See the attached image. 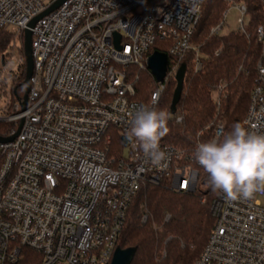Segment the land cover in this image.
<instances>
[{"label":"built area","instance_id":"2783aa9c","mask_svg":"<svg viewBox=\"0 0 264 264\" xmlns=\"http://www.w3.org/2000/svg\"><path fill=\"white\" fill-rule=\"evenodd\" d=\"M55 1L0 0V30H14L11 41L22 49L28 23ZM201 2L65 0L30 29L33 68L24 108V94L13 93L17 69L7 73L0 91V124L6 126L0 138L14 136L21 124L13 141L0 143V264H110L129 204L146 184L197 193L206 202L207 175L193 155L160 141L168 159L157 166L138 144L125 147L121 141L118 154L113 143L125 137L135 112L150 105L154 92L161 91V98L169 81L175 83L188 52L195 53L194 72L200 70L191 39ZM224 4L209 35H219L230 9L239 15L234 32L247 35L244 2ZM156 42L169 44L167 73L141 104L134 100L139 77L132 71H147ZM257 42L264 44L261 27ZM224 96L218 86L217 110ZM172 117L181 121L176 113ZM241 123L264 132V48ZM223 128L217 114L205 129L208 140L221 136ZM209 212L214 224L193 264H264V193L228 201L213 192ZM146 219L143 214L141 222Z\"/></svg>","mask_w":264,"mask_h":264},{"label":"trees","instance_id":"16d2710c","mask_svg":"<svg viewBox=\"0 0 264 264\" xmlns=\"http://www.w3.org/2000/svg\"><path fill=\"white\" fill-rule=\"evenodd\" d=\"M234 1L246 5L247 35L229 32L210 36L209 31L219 23L225 4L224 0H202L199 21L191 39L201 67L194 72L195 53L188 52L181 63L185 66V77L176 106V115L182 120L177 123L172 117L170 131L161 139L194 157L196 146L208 140L209 132L205 129L217 114L224 121L223 133L233 124L242 122L257 65L262 60L264 44L257 42V29L264 30V6L258 0ZM10 42L11 35L0 30V55H7ZM168 46V43L156 42L151 51L167 55ZM216 51L219 52L215 54ZM20 52L22 55L21 48ZM21 67L13 90L16 98L24 94L25 69L23 65ZM133 72L139 77L134 100L146 104L155 88V80L147 71ZM218 86L223 87L225 96L217 110L213 95ZM174 87L175 83L169 81L157 109L169 112ZM113 143L115 153L119 154L121 136L114 137ZM212 196L209 190L206 202L201 204L197 193L171 192L163 183L142 186L129 204L118 246L121 249L136 247L131 264H193L214 224L209 212ZM143 214L147 216L144 223L141 222ZM23 253L31 255L27 250Z\"/></svg>","mask_w":264,"mask_h":264},{"label":"clouds","instance_id":"9594fccd","mask_svg":"<svg viewBox=\"0 0 264 264\" xmlns=\"http://www.w3.org/2000/svg\"><path fill=\"white\" fill-rule=\"evenodd\" d=\"M160 95L161 91L154 92L150 105L140 106L125 133L126 140L138 144L145 158L157 166L168 159L160 141L168 135L172 119L167 110L157 109ZM254 127L235 123L221 136L196 146L195 160L207 175V186L228 201H250L264 193V132Z\"/></svg>","mask_w":264,"mask_h":264},{"label":"water","instance_id":"95a60500","mask_svg":"<svg viewBox=\"0 0 264 264\" xmlns=\"http://www.w3.org/2000/svg\"><path fill=\"white\" fill-rule=\"evenodd\" d=\"M64 1L65 0H56L52 5H50L41 14L33 18L28 23L27 28L24 29L23 31L22 56L24 60L25 75H24V81H23L24 95H23V100L21 102L22 108H24L25 106L26 96L29 91V80H30V77L32 74V68H33L32 57H31V31L30 29L33 28V26L41 18L55 11ZM113 43L116 49H120L119 48V43H120L119 34L117 33L114 34ZM167 63H168L167 56L164 53L153 51L148 57L147 71L154 78L155 82L161 83L164 80L166 73H167ZM184 77H185V66L182 64L177 70L175 77H174L175 87L173 90L171 104L169 107V113L171 114V116L176 113V106L178 104V101L180 99L181 92L183 89ZM20 128H21V124L16 130V133L14 134V136L8 139L0 138V143L13 141L16 138V136L19 134ZM121 141H122L123 146L125 147L130 143L128 140H126L125 137H122ZM135 253H136V247L121 249L118 246L113 253L110 264H131Z\"/></svg>","mask_w":264,"mask_h":264},{"label":"rangeland","instance_id":"374dc122","mask_svg":"<svg viewBox=\"0 0 264 264\" xmlns=\"http://www.w3.org/2000/svg\"><path fill=\"white\" fill-rule=\"evenodd\" d=\"M44 5H47L49 3V0H40ZM239 18V15L234 9L228 10L224 22V26L222 30L219 32V35H226L229 32H234L236 30L237 26V19ZM247 20L245 19V22ZM7 32L9 34H13L14 30L11 28L7 29ZM20 42L17 40L15 42L11 41L10 43V50L7 51V55L4 56V60H0V65H4L5 69L2 70L0 68V91H1V86L3 85V81H5V77H7V73L13 69L16 70L17 72L21 71V66H22V59H21V52H20ZM1 56V55H0ZM134 71H137L136 69H133ZM6 129V126L4 124H0V131H3ZM210 189V188H209ZM211 190V189H210ZM212 192V191H211ZM213 194V192H212ZM213 197V196H212ZM30 259V258H29Z\"/></svg>","mask_w":264,"mask_h":264}]
</instances>
